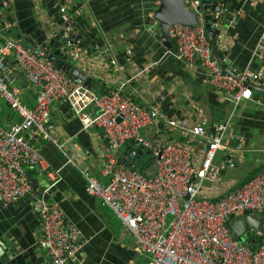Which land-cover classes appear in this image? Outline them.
Wrapping results in <instances>:
<instances>
[{
	"label": "built area",
	"instance_id": "2783aa9c",
	"mask_svg": "<svg viewBox=\"0 0 264 264\" xmlns=\"http://www.w3.org/2000/svg\"><path fill=\"white\" fill-rule=\"evenodd\" d=\"M200 5V0L186 4L196 13L194 25L177 23L169 27L171 47L166 49V55L184 62L200 60L207 83L224 93L234 107L253 100L264 108V96L254 98L252 89V85L264 80V26L254 49L262 68L245 67L228 73L212 57L211 43L204 34L206 13L197 10ZM243 12L242 6L232 12L226 21L228 26L237 24ZM6 28L0 21V34ZM224 31L221 28L218 35L219 46ZM76 44L75 37L67 38L63 44L65 54L69 50L78 58ZM48 51V42L32 47L15 37H5L0 45V70L5 55L12 53L36 88L35 104L30 109L8 88L7 78L0 75V98L21 118L8 129L0 126V204H17L30 197L39 224L38 244L48 255L49 264H69L85 243L60 206L48 200V188L38 192L28 172L36 164L43 170L48 166L33 141L37 136L54 141L50 109L59 99L70 105L82 130L97 127L106 132L110 152L103 154L100 170L106 179L81 170L86 192L114 212L136 249L146 253L147 264H264V229L245 227L235 236L227 225L230 218L246 211L260 213L264 218V169L235 187L223 181L220 167L214 162L221 150L226 152V165L233 168L235 157L241 154L245 139H231L230 118L213 122L212 134L202 135L205 146L201 157L194 151V134L188 128L182 139L150 140L143 129L153 125L161 114L157 106L143 107L132 94L122 92L132 78L105 92L93 91L58 69ZM112 63L116 65L114 60ZM131 139L140 150L152 153L153 173L142 172L117 157L121 145Z\"/></svg>",
	"mask_w": 264,
	"mask_h": 264
},
{
	"label": "crops",
	"instance_id": "0c3cea01",
	"mask_svg": "<svg viewBox=\"0 0 264 264\" xmlns=\"http://www.w3.org/2000/svg\"><path fill=\"white\" fill-rule=\"evenodd\" d=\"M237 1L200 0L201 4H219L221 15ZM3 4L0 20L7 28L0 34V45L5 37H15L26 45L39 47L59 32L69 34V38L73 34L79 57L69 50L66 55L78 69L107 89L132 78L122 92L132 94L143 107L157 106L161 114L159 120L143 129L150 140L182 139L188 128L194 134V151L201 157L205 146L202 135L212 134L213 122L230 118L231 139L236 142L243 136L245 142L233 168L226 165V152L216 153L214 162L220 167L221 178L227 185L237 187L264 169V108L253 100L234 107L224 93L207 83L200 60L184 62L166 55L168 47L161 40L159 24L152 19L158 0H9ZM242 8L244 12L237 24L228 26L225 22L221 26L225 31L220 48L231 72L245 67L262 68L254 49L264 26V2H247ZM141 70L144 71L139 73ZM0 75L7 78L8 88L26 107H34L36 88L12 53L5 55ZM261 85L264 87V80ZM253 94L254 98L264 96L255 90ZM50 119L54 141L37 136L33 143L47 160L45 169H51L44 176L49 182L48 200L60 206L85 242L69 264H147L146 253L136 249L114 212L86 192L81 170L106 179L100 171L103 154L110 152L105 132L97 127L82 130L63 99L52 103ZM20 120L0 98V126L8 129ZM132 147L130 141L122 144L117 157L126 158ZM148 157L144 167L152 164H146ZM140 158L142 154L134 155L136 167ZM28 172L38 192L46 189L39 185L34 167ZM39 234L30 197L17 204H0V264H49L48 255L39 247Z\"/></svg>",
	"mask_w": 264,
	"mask_h": 264
},
{
	"label": "water",
	"instance_id": "95a60500",
	"mask_svg": "<svg viewBox=\"0 0 264 264\" xmlns=\"http://www.w3.org/2000/svg\"><path fill=\"white\" fill-rule=\"evenodd\" d=\"M192 0H158V7L156 8L152 19L159 24V34L161 40L166 47H171V42L168 36V29L173 24L182 25H194L196 23V13L186 7L187 2ZM237 1V0H236ZM247 0H239L234 2L233 6L228 12L220 14L221 7L219 4H202L197 7L199 12L206 13L204 16L205 21V36L211 43V54L214 59L217 60L221 68L228 73H231L230 69L224 62V54L218 45V35L221 31V26L225 24L230 13L238 10L241 6L247 3ZM3 3H9V0H0V10L5 9ZM212 12L218 13L217 15L212 14ZM2 18V14H0ZM1 21V20H0ZM2 23V22H1ZM70 37H74L73 34ZM69 38V34H63L59 32L58 35L49 40L48 46V57L53 61L54 65L65 72V74L76 82L83 83L87 87L91 88L93 91L105 92L107 88H104V84H101L99 80H94L88 76L85 72L78 69L68 60V56L65 54L64 42ZM252 89L255 91H260L264 93V87L261 84L252 85ZM105 135L107 136L106 132ZM132 144V149L126 158H123L127 164L136 165L134 155L142 154L141 150L138 149L135 141L130 140ZM134 154V155H133ZM148 159L146 164L150 165L153 162V156L150 151H146ZM122 157V156H121ZM34 169L38 173L36 179L39 181V185L42 187H49V182L44 178L50 171V167L42 170L41 167L36 164ZM227 225L235 236H239L245 227H260L264 229V218L260 213H250L246 211L242 216H236L230 218L227 221Z\"/></svg>",
	"mask_w": 264,
	"mask_h": 264
},
{
	"label": "rangeland",
	"instance_id": "374dc122",
	"mask_svg": "<svg viewBox=\"0 0 264 264\" xmlns=\"http://www.w3.org/2000/svg\"><path fill=\"white\" fill-rule=\"evenodd\" d=\"M146 158H147L146 150H142V158H140V160L137 163V167L138 168H141L143 166V163L145 162ZM154 169H155L154 163L152 162V164L150 166H148L147 169H144V172H146V173H153L154 172ZM237 175L240 176V171H238V174Z\"/></svg>",
	"mask_w": 264,
	"mask_h": 264
},
{
	"label": "trees",
	"instance_id": "16d2710c",
	"mask_svg": "<svg viewBox=\"0 0 264 264\" xmlns=\"http://www.w3.org/2000/svg\"><path fill=\"white\" fill-rule=\"evenodd\" d=\"M120 159V158H119ZM121 160H122V158H121ZM148 168V166H145L144 167V165L141 167V168H139L142 172H144V169H147Z\"/></svg>",
	"mask_w": 264,
	"mask_h": 264
}]
</instances>
